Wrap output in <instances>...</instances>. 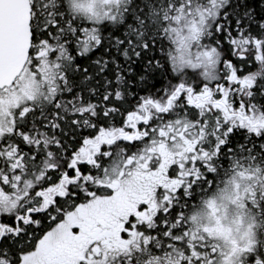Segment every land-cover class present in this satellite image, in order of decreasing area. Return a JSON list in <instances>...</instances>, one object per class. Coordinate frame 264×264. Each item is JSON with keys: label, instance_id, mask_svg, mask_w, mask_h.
<instances>
[{"label": "snow or ice", "instance_id": "obj_1", "mask_svg": "<svg viewBox=\"0 0 264 264\" xmlns=\"http://www.w3.org/2000/svg\"><path fill=\"white\" fill-rule=\"evenodd\" d=\"M0 264H264V0H0Z\"/></svg>", "mask_w": 264, "mask_h": 264}]
</instances>
